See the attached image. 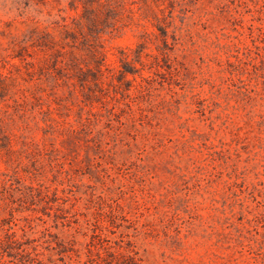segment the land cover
I'll use <instances>...</instances> for the list:
<instances>
[{
  "label": "rangeland",
  "instance_id": "374dc122",
  "mask_svg": "<svg viewBox=\"0 0 264 264\" xmlns=\"http://www.w3.org/2000/svg\"><path fill=\"white\" fill-rule=\"evenodd\" d=\"M0 264H264V0H0Z\"/></svg>",
  "mask_w": 264,
  "mask_h": 264
},
{
  "label": "trees",
  "instance_id": "16d2710c",
  "mask_svg": "<svg viewBox=\"0 0 264 264\" xmlns=\"http://www.w3.org/2000/svg\"><path fill=\"white\" fill-rule=\"evenodd\" d=\"M98 71H100V69H98Z\"/></svg>",
  "mask_w": 264,
  "mask_h": 264
}]
</instances>
